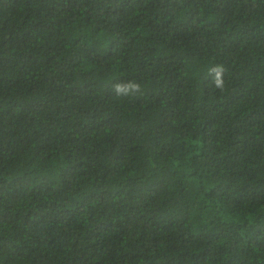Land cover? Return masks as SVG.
Segmentation results:
<instances>
[{
	"label": "trees",
	"instance_id": "trees-1",
	"mask_svg": "<svg viewBox=\"0 0 264 264\" xmlns=\"http://www.w3.org/2000/svg\"><path fill=\"white\" fill-rule=\"evenodd\" d=\"M0 264H264V0H0Z\"/></svg>",
	"mask_w": 264,
	"mask_h": 264
},
{
	"label": "clouds",
	"instance_id": "clouds-1",
	"mask_svg": "<svg viewBox=\"0 0 264 264\" xmlns=\"http://www.w3.org/2000/svg\"><path fill=\"white\" fill-rule=\"evenodd\" d=\"M211 72L215 74L214 79H213L214 86L217 88H223V80L221 78L222 72H223L222 66H219V65L214 66L211 69ZM139 90H140V85L135 82H128L126 84L114 85V92L118 96H128L132 93L138 92Z\"/></svg>",
	"mask_w": 264,
	"mask_h": 264
}]
</instances>
